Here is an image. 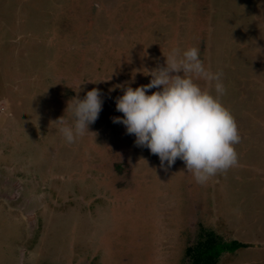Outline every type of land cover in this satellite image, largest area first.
<instances>
[{"label":"rangeland","instance_id":"1","mask_svg":"<svg viewBox=\"0 0 264 264\" xmlns=\"http://www.w3.org/2000/svg\"><path fill=\"white\" fill-rule=\"evenodd\" d=\"M190 47L239 135L203 183L111 121L114 86ZM92 88L94 134L67 143L55 121ZM204 230L227 244L218 264H264V0H0V264H190Z\"/></svg>","mask_w":264,"mask_h":264},{"label":"clouds","instance_id":"2","mask_svg":"<svg viewBox=\"0 0 264 264\" xmlns=\"http://www.w3.org/2000/svg\"><path fill=\"white\" fill-rule=\"evenodd\" d=\"M144 70L148 73L145 76H150L147 84L134 89L114 86L123 91L115 98V111L122 116L111 117L112 123L123 125L125 133L135 137L134 144L156 155L162 167L170 168L177 159L181 160L198 183L234 165L233 146L239 142L237 127L219 99L225 92L220 74L205 68L200 49L190 47L181 52L174 48L164 66ZM194 77L215 82L217 95L202 90ZM151 89L158 90L148 94ZM71 101L66 106L70 108L71 123L63 116L55 121L60 123L59 132L67 143L81 135L94 134L89 132V126L103 107L97 88Z\"/></svg>","mask_w":264,"mask_h":264},{"label":"trees","instance_id":"3","mask_svg":"<svg viewBox=\"0 0 264 264\" xmlns=\"http://www.w3.org/2000/svg\"><path fill=\"white\" fill-rule=\"evenodd\" d=\"M212 232L206 230L202 231L197 243L187 249L190 264H218L220 260H222V257L227 250L224 251L227 244L221 241L222 238L219 235L214 233L219 240L213 237L214 234ZM233 244L231 247L235 249L242 247L246 248L247 246L241 243L238 244L237 242H233ZM228 250L231 251L230 248H228Z\"/></svg>","mask_w":264,"mask_h":264}]
</instances>
